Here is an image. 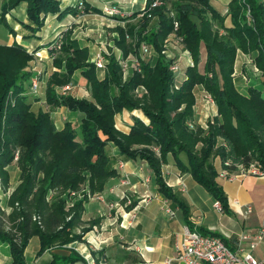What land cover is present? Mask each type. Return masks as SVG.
<instances>
[{"label":"trees","instance_id":"16d2710c","mask_svg":"<svg viewBox=\"0 0 264 264\" xmlns=\"http://www.w3.org/2000/svg\"><path fill=\"white\" fill-rule=\"evenodd\" d=\"M151 1L146 0V4ZM21 2L26 3L27 15V23L22 25L32 33L43 26L49 14L61 18L78 12L77 5L62 9L59 0H6L1 14L6 27L4 12ZM150 13L157 18L155 28L147 29L146 17L137 29L117 28L115 45L122 56L131 54L139 59L138 68L134 66L126 78L115 55L108 58L104 70L97 69L70 30L62 33L61 46L53 59L58 70L52 71L46 81V101L52 107L65 106L81 113L76 126L66 121L59 129L49 111L32 107L27 89L31 86L29 63L33 54L18 43L0 44V185L4 191L10 181L7 167L15 161L19 169V183L7 200L11 210L6 217L0 206V240L9 245L12 264H24V248L32 235L39 236V253L55 241L63 245L81 237L70 231L81 222L84 202L100 192L115 174L114 160L106 150L108 143L126 158L146 161L158 191L178 201L160 169V159L172 154L177 167L190 173L222 210L227 209V203L216 180L221 169L236 171L238 165L253 162V158L264 169V80L262 88L248 86L244 91L233 80L238 51L248 54L264 74V2L230 0L229 25L210 0H174L170 9L164 4ZM171 33L182 39L193 60L182 77L170 69L173 60L163 53ZM126 34L131 41L127 42ZM141 43L155 52L153 62L140 57ZM51 44L53 40L48 43L53 56ZM75 72L85 78L90 100L55 92L54 86L73 82ZM197 85L212 95L218 111L208 120L206 130L189 126ZM122 110H138L147 122L133 117L129 132L123 133L115 126V115ZM218 139L226 143L227 150L216 146ZM213 154L219 157V171L211 161ZM77 191L81 197L67 207L71 203L68 197ZM198 231L219 236L227 243L219 234ZM54 259L56 264H87L73 250Z\"/></svg>","mask_w":264,"mask_h":264},{"label":"crops","instance_id":"0c3cea01","mask_svg":"<svg viewBox=\"0 0 264 264\" xmlns=\"http://www.w3.org/2000/svg\"><path fill=\"white\" fill-rule=\"evenodd\" d=\"M5 1L0 0V15ZM75 1L59 0L60 7L63 9ZM84 1L88 8L86 13H81L78 9L76 14L68 13L61 18L57 14H49L46 16L43 26L36 33L30 32L22 25L27 23V15L26 3L21 2L5 14V21L11 30L4 25L0 16V44L9 46L18 43L26 48L29 53L33 54L29 70H36L40 67L41 80L43 78L47 80L50 75L47 70L52 64L53 57L48 50V43L54 40L59 33L70 30L71 37L76 40L79 47L87 49L88 56L91 58L93 53L100 48L99 45L105 43L107 36L104 35V30H100L99 33H93L92 29L89 30L90 23L97 24L96 31H98L99 25L108 20L116 25H121L122 22L117 21L120 19L118 17L109 18L102 14L101 9L105 4H119L128 14L139 12L146 4V0ZM229 2L230 0H210V4L226 17L227 25L230 24L227 15ZM94 9L98 11H94ZM156 24L157 19L153 17L149 21L147 29L155 28ZM89 33H92L95 41L84 38ZM115 33L112 32L111 35L114 36ZM112 37L109 38V46L114 45L116 37ZM173 40L174 36L170 34L168 41L164 44V50L168 58L178 62L181 69L179 76L182 77L185 68L192 65L193 62L189 54L172 45ZM114 49L117 48L114 47ZM55 55L57 54L55 53ZM120 55L122 56L121 53H117V58ZM140 57L153 62L156 54L152 49L146 54L140 50ZM244 61L245 56L238 51L233 75L236 87L237 67L239 63L242 67ZM128 67L131 72L134 66ZM241 67L239 66L240 70L243 69ZM51 70L58 69L52 67ZM72 81L86 84L85 78L79 72L74 73ZM42 84L43 82L39 83L37 92L33 93L34 96L31 95L32 107L47 102ZM73 89L68 92L69 95L86 98L89 93L90 97V92L87 89L79 87L77 91L79 95H74ZM202 90L203 87L200 85L194 89L195 116H198L202 110L200 101ZM58 92L57 90L56 93ZM46 104L51 118L59 129L66 121L73 123L81 117V113L71 111L65 106L52 107L48 103ZM142 116L138 110H122L115 115V126L121 132L128 133L133 124V117L143 119ZM107 148L112 150L108 153L114 160L115 174L108 178L100 192L94 193L84 202L81 222L74 227L75 232H80L81 237L63 244L62 247L54 245L39 253V236L32 235L24 248V264H56L54 259L56 256H67L71 250L83 257L87 264H164L167 259L171 260L170 264H180L175 260V244L181 238L185 227L191 226L196 230L219 234L225 238L231 248H236V239L241 233L254 234L264 226V174H243L240 170L229 172L224 176L219 174L216 180L223 190L227 209L218 210L214 206L216 200L212 195L197 183L190 173L183 172L177 167L172 154H167L160 159V169L167 187L178 201L167 198L158 191L154 173L146 161L124 157L112 143H108ZM179 157L183 162H186L183 153H180ZM213 163L219 171L220 160L215 159ZM10 167H7L10 175L8 188H11L13 181ZM17 172L18 178L14 184L15 187L19 183L18 168ZM180 182L184 184V190L181 189ZM7 197L8 195L0 185V205L4 204L6 209L9 208L6 205ZM248 206L251 209L246 213ZM133 212L136 214L135 218L130 217V213ZM80 228L86 230L81 232ZM251 253L257 259L264 257V249L261 245ZM0 264H12L10 247L1 240Z\"/></svg>","mask_w":264,"mask_h":264},{"label":"rangeland","instance_id":"374dc122","mask_svg":"<svg viewBox=\"0 0 264 264\" xmlns=\"http://www.w3.org/2000/svg\"><path fill=\"white\" fill-rule=\"evenodd\" d=\"M80 1H82L83 2V4H82V7H79V2ZM172 1H174V0H161V3L158 5V6H156V7H154V8H157V7H160V6H162V5H164V4H166L167 5V8H171V2ZM260 1H262V2H264V0H260ZM107 4H110V3H107ZM73 5H77V7H78V9L81 11V13H86L87 11H88V8H87V6H86V2L84 1V0H76L75 2H73L70 6H73ZM115 6H117V7H119L120 8V10H121V14H113V15H107V14H105L103 11H102V9H101V12H102V14L103 15H105V16H107V17H109V18H115V17H118V18H120L119 20H117V21H122L120 24L121 25H116L115 23H110V21L108 20L106 23H102V25H99V29H98V31H96V28H97V24H95V23H90V25H89V30L90 29H92V32L93 33H99L100 32V30H104V35L106 34V40H105V43L104 44H101V45H99V49H97L96 51H98V50H103V52H104V56H105V60H106V62H107V60H108V58L111 56V55H117V53H121L122 54V51H121V49L119 48V47H117L116 45H115V40L116 39H118L119 38V35H118V29L117 28H119V27H122V28H124V29H126L127 27H130V28H135V29H137V28H139V26H140V24H141V22L143 21V18L144 17H146V18H148L149 19V21L154 17L153 15H152V13H150V11L151 10H153L154 8H152L151 10H149L147 13H149L150 14V16H148L147 15V13H143L147 8H148V4H145V6L140 10V12L138 13V14H136V15H133V13L132 14H128V13H125V10H123L120 6H119V4H114ZM9 11V10H8ZM8 11H6V12H4V17H5V14L8 12ZM2 14V13H1ZM170 15H172L173 16V12L172 11H170ZM1 16V15H0ZM246 16H247V19L249 20V18H250V9H249V6H247L246 7ZM108 18V19H109ZM156 18V17H155ZM132 19V20H131ZM157 19V18H156ZM247 20V21H248ZM149 23V22H148ZM113 24H115V25H113ZM86 25H88V24H86ZM174 25H176V27H177V23H175ZM112 32H116L115 33V35L113 36V35H111V33ZM171 34H173V36H174V40L171 42L172 43V45L175 47V48H179V50L181 49V50H183L185 53H187V54H189L190 55V53H189V51L188 50H186L185 49V47H184V44L182 43V39L180 38V37H177L174 33H171ZM103 35V36H104ZM61 36H62V33H59L55 38H54V40H53V43H57L58 44V47H60L61 46ZM116 37L115 39H114V45L113 46H109V42H110V39L109 38H111V37ZM84 37V36H83ZM112 37V38H113ZM84 38H88L87 40H94L95 41V37H92V33H89L88 35H85V37ZM96 38H98V37H96ZM125 38H126V40H127V42L128 41H131V38L126 34V36H125ZM166 41H168V38L165 40V43H166ZM108 44H107V43ZM164 43V44H165ZM142 44V43H141ZM146 45V44H145ZM141 46V45H140ZM114 47L115 48H117L116 50L114 49ZM103 48V49H102ZM50 49V47H48V50ZM55 49V51H54V55H53V57H52V64H51V66L49 67V69L47 70V72H52V70H51V68L52 67H54L55 69H57L55 66H54V64H53V59H54V56H56L55 55V53L57 54V52L58 51H56L57 50V47H55L54 48ZM164 49H165V45H164ZM170 49H171V46H170ZM169 49V50H170ZM172 50V49H171ZM50 51V50H49ZM95 51V52H96ZM151 51V48H149L148 47V51H146V52H143V53H149ZM95 52L93 53V55L95 54ZM173 52V51H172ZM241 52V51H240ZM163 53L165 54V56L168 58V56H167V54H166V52H165V50H163ZM243 53V52H242ZM30 54H32V53H30ZM59 54V53H58ZM93 55H92V57L90 58V62H93L92 61V58H93ZM189 55H188V57H189ZM243 55L245 56V61H244V63L242 64V67H243V69H239V66L241 67V65H240V63H239V65H238V67H237V78H236V84H237V88L240 90V91H244V90H246L247 89V87L248 86H255V87H257V88H262V81L264 80V74L253 64V62H252V60L250 59V56L248 55V54H245V53H243ZM191 56V55H190ZM241 56V55H240ZM135 57L136 56H134V55H128V56H126V57H123V56H119L118 58H117V56H116V58L119 60V64H120V66H121V68H122V71H123V76H124V78H126L128 75H129V67L128 66H130V65H133L134 66V59H135ZM137 58V57H136ZM190 58V57H189ZM172 59V58H171ZM191 59H192V57H191ZM173 60V59H172ZM126 62V65H127V68H126V70H124L123 69V66H122V64L123 63H121V62ZM192 62H193V60H192ZM106 64V63H105ZM172 64H176L178 67H179V73H175V74H180L181 73V69H180V66H179V64H178V62H175L174 60H173V62H172ZM171 64V65H172ZM241 67V68H242ZM39 69H40V67L39 68H37L36 70L35 69H33V70H30V72H31V74H32V77H31V84L34 82V81H37V83L39 84H41L42 82H43V84H42V89L43 90H45L46 89V79L45 78H43V80H41V76L42 75H40L41 73H40V71H39ZM33 72V73H32ZM103 75V71L101 72L100 71V76H102ZM45 79V80H44ZM40 80H41V82H40ZM68 84H72V86H73V94L75 95V94H77V91H78V89H79V87L81 88H83L84 90L85 89H87L88 90V92H90L89 91V88H88V86H86V84L85 83H76V82H68V83H65V84H62V85H59V86H54V88H55V92H57V90L59 91L57 94H61V90H62V88H64L66 85H68ZM77 86V87H76ZM72 89H70V90H72ZM38 90V89H37ZM69 90V91H70ZM68 91V92H69ZM31 92H32V94H31ZM68 92L66 93V94H68ZM204 92H207L206 90H202V92L200 93L201 94V99H200V101H201V108H202V110H201V112L198 114V116H195V114H194V116H193V119L191 120V122L189 123V126H190V128H194V127H196V126H200L201 128H203L204 130H206L207 129V123H208V120H210L213 116H216L217 115V113H218V111H217V106H216V103H215V101H214V107H212V106H209L208 104H204L203 103V101H202V95L204 94ZM33 93L35 94L36 92H34L33 90H31V86H30V89H29V87H28V89H27V97L29 98L28 99V101L30 100V102H33L32 101V97H31V95H33ZM139 93L141 94V93H143V89L142 88H140L139 89ZM209 93V92H208ZM210 94V93H209ZM65 95V94H64ZM77 95H79V93L77 94ZM211 95V94H210ZM34 96V95H33ZM212 96V95H211ZM196 97V96H195ZM31 98V99H30ZM87 99H91V96L89 97V93H88V95H87V97H86ZM47 103V102H46ZM46 103H44V102H42V103H40V104H37V105H34V107L33 108H36L37 106H40L42 109H44V110H48V107H47V104ZM49 111V110H48ZM195 113V112H194ZM143 117V120L145 121V122H147V119L144 117V116H142ZM72 124H74L75 126L77 125V121H74ZM218 145H221V146H223L226 150L228 149L227 148V145H226V143L222 140V139H218L217 140V144H216V146H218ZM138 147V146H137ZM140 147H142V146H140ZM201 147V144H199L198 146H197V148L199 149ZM153 150H155V152L156 153H158V148L156 147V146H153V147H151ZM107 150V152H110V151H112L110 148H107L106 149ZM215 159H219V157L216 155V154H213L212 155V157H211V161L212 162H214V160ZM253 162H255L256 164H258V165H261V163L259 162V160H257V159H255V158H253ZM9 166H11L10 167V169H11V171H12V184H11V188L9 187V188H7V190L5 191V193L8 195V197L6 198V202H7V200H8V198H9V196L11 195V193L13 192V190H14V184L16 183V181H17V178H18V172H17V168H18V166H17V164H16V162L14 161L11 165H9ZM17 186V185H16ZM53 194H56V192L55 191H53ZM49 197H51V195L49 196ZM81 197V195H80V191H77V192H74V193H71L70 194V196L68 197V199H69V202H71V203H69V205H67V207L69 206H72V204H73V201L76 199V198H80ZM3 198H4V196H3ZM4 205V204H3ZM3 205H0L1 206V210H2V213L5 215V217H6V215L10 212V210H11V207L9 206V208H7L6 209V206H3ZM7 205V204H6ZM3 206V207H2ZM9 227V223H8V221L6 220V222H5V229H7ZM80 230H83V228H80ZM72 234H79V233H76L75 232V229H74V227L71 229V231H70ZM54 245H56V246H58V247H62V244H61V242L60 241H55L54 243H52V245H51V247H53Z\"/></svg>","mask_w":264,"mask_h":264},{"label":"built area","instance_id":"2783aa9c","mask_svg":"<svg viewBox=\"0 0 264 264\" xmlns=\"http://www.w3.org/2000/svg\"><path fill=\"white\" fill-rule=\"evenodd\" d=\"M161 0H152L148 8L143 12L147 13L152 8L158 6ZM83 2H79V7H82ZM102 11L107 15L121 14L119 7L114 4H105L102 7ZM150 16L149 13H147ZM176 27V25H175ZM58 47L57 43L51 44V48ZM140 50L142 52L148 51V46L144 43L141 44ZM92 61L97 69L104 70L105 68V56L103 50H98L93 55ZM134 66L138 68L139 59L135 57ZM123 63V69L126 70V62ZM170 69L174 73H179V67L176 64H172ZM72 84L66 85L61 90V94H66L72 89ZM38 83L34 81L31 84V90L37 92ZM202 101L204 104L214 107V99L208 93L204 92L202 95ZM224 165H229V161H226ZM238 170L243 174L263 175L264 169L255 162H250L246 165H238ZM220 175H227L229 171L225 168L221 169ZM181 189L184 190L185 186L180 182ZM214 206L216 209L221 210V204L215 201ZM250 207L246 208V213L250 211ZM136 214L130 213L131 218H135ZM236 248H231L228 243L222 240L219 236L211 234H202L194 228L185 227L181 238L176 241L175 260L180 264H264V257L257 259L251 253L258 246H262L264 249V226L259 228L254 234L241 233L236 239ZM245 245V246H244ZM171 260L167 259L164 264H170Z\"/></svg>","mask_w":264,"mask_h":264}]
</instances>
